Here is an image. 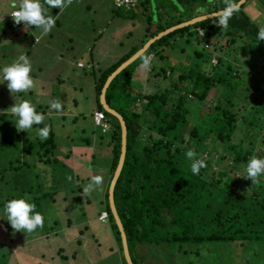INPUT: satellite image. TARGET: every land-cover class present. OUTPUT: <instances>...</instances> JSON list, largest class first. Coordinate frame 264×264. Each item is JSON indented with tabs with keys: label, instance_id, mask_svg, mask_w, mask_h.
<instances>
[{
	"label": "rangeland",
	"instance_id": "obj_1",
	"mask_svg": "<svg viewBox=\"0 0 264 264\" xmlns=\"http://www.w3.org/2000/svg\"><path fill=\"white\" fill-rule=\"evenodd\" d=\"M214 1L207 0V4H212ZM244 1L241 9H244L249 18H252L253 14L250 10L254 9V13H258V8L261 7L260 1ZM43 2L44 0H41V3ZM200 2L202 1H198V3ZM21 3L22 0H0V17L8 15L12 9H18ZM191 3L192 11H197L198 6L193 0ZM135 6V8L127 11L117 10L113 8L112 0H73L72 4L63 10L52 9L45 5L48 15L55 18L59 13V18L48 34L38 31L40 38L34 40L38 41L32 44V49L29 52L28 58L32 65L30 75L34 79V87L27 92L19 93V98H14V94H11L7 88V81L0 83V217H2L0 218V264H74L75 261H78V264H104L105 253L108 252L104 244L95 245L94 251H91L90 248L92 247L87 251L77 249L78 243L73 230L68 231L64 237L68 239L74 237V240H67V243L62 242V244L58 241V237L64 238L59 231L62 232L63 229H66L63 227L66 226V218L72 217V213H75L67 212L66 209L72 210L71 208L80 202L76 198L78 192L75 187L79 186L82 195L87 198V200L81 199L83 202H80L86 214L89 217L98 216L101 207L95 197L100 198V191L96 190L90 194L83 192V188L88 184V181H85L87 179L85 174L91 178L96 173L97 165H106L111 162V152L107 147L110 131L102 133L99 127L91 122V111L96 109L93 74L78 67L75 61L79 59L78 61L82 63L92 56V59L96 60L95 67H106L124 54L128 48L139 44L147 24L145 17L147 14L153 18L151 21L153 22L151 28H153L158 14L161 22L171 19L175 22L176 19L174 18L182 11L178 0H138ZM173 6L178 9V13L172 10ZM261 16L264 17L262 7L260 18ZM214 21L216 24V20ZM2 25H5L7 30L12 28L10 25H6V21L0 20L1 32H3ZM32 27L35 28V26ZM193 28L192 25L191 29ZM212 36L210 38L213 40L211 46H213L215 53L211 55V52L207 50L209 55H207L208 59L206 60L194 58L191 54L192 48H200L199 44L201 43L196 45L197 35H192L190 41L186 42L188 36L184 33L174 35L168 41L169 44L163 43L165 44L163 47V44H159L158 48L162 47V53L166 58H154L152 52L140 55L128 66L133 67L132 70L134 71L133 82H130L133 86L131 90L132 92L141 90L146 93L170 89L171 82L177 79L178 75L190 66H194L196 69V65L202 67L203 72L211 74L215 70L218 72L224 67L225 62H228L232 70L238 74L241 73V76H244L246 80L239 77L242 82L236 87L237 94L229 97V100L234 103L231 111L235 112L237 120L230 143L237 146L240 142L239 139L246 131L250 134L251 132L253 134L258 133L256 136L251 134L252 143L244 139L246 143L238 144V146L243 144V148L252 151L247 161H241L233 174L234 179L236 178L235 180L238 181V188H244L245 186L248 187L249 184V179L243 177L246 175L247 163L253 156L264 158V131L260 125L264 120V60L259 58L261 56H251L253 58L251 64L253 65L257 61L256 67H258V71L253 73L252 65L242 63L256 49L248 37L229 26L226 30L221 28L218 34ZM203 51L205 50L203 49ZM148 54L152 57L151 65H161L163 72L161 73L157 69L155 76L149 73L151 81L147 84V80L144 78L147 71L141 65L142 58ZM212 56H220V63L216 64L212 61ZM10 64L12 63H6L2 69ZM214 64H216L215 67L211 66ZM2 69L0 73H2ZM46 71L50 75H47ZM223 93L226 94L227 92L225 89L222 91V87L218 85L214 87L213 91H209L204 99L198 98L197 95L193 97L192 93H188L183 106L188 109V112L185 122L177 133L176 142L186 139L187 132L193 123L205 124L207 120L206 110L212 105L214 106L215 103L225 101L222 99ZM170 96L177 98L178 92L173 91ZM24 100L34 104L37 113L45 116L44 124L51 128L50 132L53 134L54 142H56L55 149L49 148L48 145L45 147L40 145L42 139L38 132L44 126L43 123L34 125L28 131H17L14 123L17 118L12 115L11 106L15 102L19 104ZM53 100H58L62 104V111L58 112L50 108V103ZM169 103H171L170 100ZM203 106L206 107L205 111L201 110ZM134 109L139 110L136 105ZM71 111H75V113ZM63 112L66 114L65 116L61 115ZM202 112L205 113L202 114ZM47 113L51 114L47 115ZM91 133L100 139L102 145L96 140L95 142L102 152L98 148L92 152L90 144L94 142L91 140ZM86 135L88 141L83 139ZM150 135L153 138L159 137L154 128L150 129ZM143 138L147 139L148 137L143 136ZM202 142L211 149L209 155L206 150L203 151V154L207 152V158L210 159L206 163L207 167L203 170V174L211 180L220 179V184H222L225 177L221 176L219 171L223 168L228 169L233 164L232 155H228V150H230L228 144L230 143L214 139L210 135L204 136ZM182 145L185 144L182 143ZM110 147L112 148V146ZM46 149L48 150L46 151ZM67 153L69 157L62 159V156L65 157ZM222 154L225 156L224 159H221ZM43 157H48L50 160L54 159L60 163L57 172L61 176L57 178L56 182L54 180L47 182L50 177L55 176V173L49 174L48 166L40 160ZM185 160L190 161L187 156ZM54 164L55 162H52L49 167ZM64 174L65 176H63ZM107 178H109V171L106 172L105 179ZM260 178L264 179V175ZM72 185L74 187L67 188V186ZM47 186L52 187L54 191L52 201L55 200V204L48 201L51 199V195L42 197L40 200L35 197L38 190H41L40 188L45 189ZM106 186L107 183L104 185L105 189ZM63 188L67 189L63 190ZM21 197L30 198L29 202L36 205L35 212L44 216L42 228H37L31 233L14 232L6 219L4 205L9 200ZM63 199L66 201L64 202ZM85 204L90 205V209L86 208ZM106 221L102 223L96 218L92 219L93 223L101 226V229L109 223ZM80 225L82 226V224ZM58 228L61 229L57 230ZM52 230H57L58 234L54 235ZM89 230L94 233V237L99 238L102 235L100 234L102 231L98 228L94 227ZM89 230L82 231L84 233L81 237L83 242L91 239H89ZM38 231L40 234L47 233L51 245L48 244V238L36 239ZM51 231L52 233H50ZM78 239L80 242L79 237ZM252 245L248 244L243 247L230 244L227 248L219 244V247L209 248L213 253L202 250L195 255L193 253L186 255L179 251L168 256L169 263L167 262V264H264V244H256L255 248L251 250ZM155 246L151 243H139L136 253L146 261L149 259L152 264H163V257L160 252H157V259L152 258L155 251L148 247ZM147 250L148 252H146ZM73 251L79 255V260L77 255L73 256ZM131 254L137 264H140V257L134 255L133 252ZM86 256L89 257V260ZM116 257L118 256L113 254L106 259L109 264H115Z\"/></svg>",
	"mask_w": 264,
	"mask_h": 264
},
{
	"label": "trees",
	"instance_id": "obj_2",
	"mask_svg": "<svg viewBox=\"0 0 264 264\" xmlns=\"http://www.w3.org/2000/svg\"><path fill=\"white\" fill-rule=\"evenodd\" d=\"M191 1L178 0L182 8L181 13H178V9L173 6L172 10L178 13L174 18L175 22L172 21L173 19L161 22L158 14L155 27L151 28L153 18L147 14L145 16L147 24L139 44L128 48L124 54L108 66L95 67L92 56L89 60L82 61V66L78 67L93 74L96 109L103 111L99 104V93L105 78L149 37L164 28L187 21L192 16L226 7L225 0H215L216 2L214 1L212 4H207V0H193L198 8L197 11H192ZM198 1L202 2L198 3ZM237 1L234 0V4ZM259 1L264 9V0ZM243 4L241 3L237 7L238 11L233 13L228 26L252 41V46L256 49L251 52L247 60L242 62L251 66L253 61L251 56H261L259 58L264 60V40L258 41L257 39L259 28L264 27V17L260 18L261 7H259L258 13H254V9L250 10L253 17L249 18L244 9H241ZM113 8L119 10V8ZM216 19L217 15H214L164 34L150 43L140 55L152 52L156 58H166L162 53V47L166 43L169 44L168 41L174 35L184 33L188 36L186 42L190 41L192 35H197L196 45L201 43L199 44L200 48H192L191 54L194 58L206 60L209 54L207 49L203 48V44L210 43L209 39L213 37L212 35L218 34L221 30V27L215 24L214 20ZM192 25L193 29H191ZM198 27L204 29L203 35L199 34ZM159 44H163L162 47L158 48ZM135 59L111 79L105 92L108 106L122 116L126 127V154L123 166H121L114 183L113 203L123 225L128 254L133 263L137 264L131 253L138 255L136 248L139 243L156 245L148 248L155 251L152 257L154 259L158 258L157 252L162 254L163 264L169 263V255H174L179 251L182 254L193 253L195 255L202 250L213 253L209 248L219 247V244L227 248L230 244L243 247L253 244L251 250L255 248L256 244H264V179L259 178L258 184L252 183L249 179L248 187L238 188V181L233 176L240 162L247 161L252 153L251 149H245L242 147L243 144L240 146L238 144L246 143L244 139L252 143L251 134L252 136L258 134H253V132L250 134L246 131L239 139L240 142L237 146L230 143L237 120L235 112L231 111L234 103L229 100V97L237 94L236 87L242 82L239 77L244 80L246 78L241 76V73L238 74L232 70L228 62H225L224 67L218 72L215 70L211 74L203 72L202 67L196 65V69L194 66H190L178 75L177 79L171 82L170 89L146 93L141 90L132 92L133 86L130 82H133L134 71L133 67L128 66ZM220 60L221 57L218 56L216 64L220 63ZM256 63L257 61L252 65L253 73L258 71ZM216 64L211 66L215 67ZM160 72H163V68H160ZM217 85L222 87V91L225 89L227 92L223 93L224 97H222L225 101L215 103L207 110L203 106L201 110H206L205 115L207 116L205 124L193 123L187 132L186 139L176 142L177 133L185 122L188 112V109L183 107L188 93H192L193 97L197 95L198 98L204 99L207 93L213 91ZM173 91L178 92L177 98L170 96ZM135 105L139 110L134 109ZM103 113L109 121L111 120L112 124L108 137L112 146L111 162L108 167V185L120 154L119 125L114 117L105 111ZM260 125L264 131V120ZM153 128L159 137L153 138L150 135V129ZM206 135L230 143L228 144L230 145L228 146L230 148L228 155H232L233 164L230 165V168H223L219 171V174L225 177L222 184H220V179L211 180L203 174L206 167L202 168L198 175H194L191 172L192 160L189 162L185 160L189 149L197 153L196 157L203 149L211 150L207 144L202 142ZM143 136L148 138L145 139ZM40 145L43 147L48 145L49 148L55 149L53 134L50 132L49 137L42 140ZM224 158L225 156L222 154L221 159ZM41 159H44L42 161L45 163L54 161L48 157ZM203 160L208 163L210 159ZM106 190L107 186L103 194V203L105 204L103 211L108 214L109 231L115 242L118 256L116 261L117 264H126L121 254L117 226L107 204ZM69 220L72 221V218ZM192 246L193 248H191ZM139 257L140 264H152L149 259L146 261L143 257Z\"/></svg>",
	"mask_w": 264,
	"mask_h": 264
},
{
	"label": "clouds",
	"instance_id": "obj_3",
	"mask_svg": "<svg viewBox=\"0 0 264 264\" xmlns=\"http://www.w3.org/2000/svg\"><path fill=\"white\" fill-rule=\"evenodd\" d=\"M72 2L73 0H44V2L41 3V0H22L19 9H15L16 11L11 14L12 10L10 16H12L17 25L23 22L25 26H35V28L40 29L43 34H48L56 25L59 13L55 18L52 15H48L45 5L52 9L57 8L63 10L65 7L71 5ZM127 2L128 0H116V5L120 7ZM225 4L226 8L223 9L221 13L217 14L216 24L226 30L230 18L235 11H238V8L235 6L234 0H225ZM201 35H203V32H201ZM36 38L39 39L40 36ZM257 39L258 41L264 40V27L259 28ZM151 62V56H144L142 58L141 67L145 71H150ZM31 71L32 65L29 58L26 55H20L14 63L2 69L0 83L7 81V88L11 94L27 92L34 87L35 83L30 75ZM50 108L58 112L63 110V106L58 100H53L50 103ZM11 113L17 118L14 122L17 131H28L32 129L34 125L43 123L44 126L39 129L38 135L42 140H46L49 137L51 128L49 125L44 124L45 116L41 113H37L35 105L28 100H24L19 104L15 102V104L11 106ZM186 156L189 160L193 161L191 163V172L194 175H198L202 168L207 167L205 160L196 159L197 153L194 150L189 149ZM262 175H264V158L253 156L247 163L246 175L243 177L250 179L252 183L258 184L260 182L259 178ZM68 179H71V177H68ZM103 179L101 175L91 177L90 182L83 188V192L85 194H90L100 189L103 184ZM29 200L30 198L24 197L15 198L9 200L4 205L6 219L11 224L14 232L23 231L31 233L37 228H42L44 226V216L39 212H35L36 205L30 203Z\"/></svg>",
	"mask_w": 264,
	"mask_h": 264
},
{
	"label": "crops",
	"instance_id": "obj_4",
	"mask_svg": "<svg viewBox=\"0 0 264 264\" xmlns=\"http://www.w3.org/2000/svg\"><path fill=\"white\" fill-rule=\"evenodd\" d=\"M12 10H15V9H12ZM0 20L6 21V25L8 24V25H10L12 27L11 30H7L6 27H5V25L4 26L2 25L3 32L0 31V70H1L2 67H3V65H5L6 63H9V62L10 63H14L18 59V57L20 55H26L28 57L29 52L32 49V44H34L36 41H38V40L34 41L35 38L39 36L38 35V31H41V30L40 29L33 28L32 26H25L23 24V22H21L19 25H17L14 22L13 18L10 16V13L8 15H6V16H1L0 17ZM8 29H10V28H8ZM147 56H149V54ZM152 56H153V54H152ZM154 58H156V57L154 56ZM157 59H160V58H157ZM94 62H96V60H94ZM161 67H162L161 65H159V66L151 65V70L149 72L147 71V73H146V75L144 77L147 80V82H146L147 84H148L149 81H151L149 79V73L151 75L155 76L157 74V71L156 70L157 69L160 70ZM0 74H2V73H0ZM46 74L47 75H50V74H48V71H46ZM133 79H135V78H133ZM18 94L19 93H14V98L15 97H18L19 98V95ZM71 112L72 113H75V111H71ZM49 114H51V113H47V115H49ZM61 115L65 116L66 114L63 112ZM91 122H92V118H91ZM91 137H92L91 138L92 142H94V143H91L90 144L91 147H92V152H93V150H96V148H98L97 145H96V142L97 141L99 142L100 145H102V144L100 142V139H98L92 133H91ZM83 139H85L86 141H88V136L87 135L84 136ZM95 140H96V142H95ZM107 142H108L107 143V147H109L110 152H111V147H110L111 146V143L108 140H107ZM55 145H56V142H55ZM99 151H100V149H99ZM100 152H102V150ZM91 154L93 155L94 153H91ZM67 155H68V153H67ZM67 155L65 154V157L62 156V159L63 158H66V157H69V155L68 156ZM40 160H44V159H41L40 158ZM28 162H30V161H28ZM52 162H55V164L57 163L56 166L54 164V165H51L49 167V165ZM59 164L60 163H58L55 160L54 161H51L49 163H45L44 162V165L48 166V168H49V174L51 172H54L55 173V176L54 177H50L49 176L50 179L48 181L46 179H44V181H47V182H51L53 180H54V182L57 181V178L61 176V174L59 175V173L57 172V168H58ZM109 166H110V163L109 164H106V165H97V167H96V173H95V175H101L104 178L103 179L102 186L100 187V189H97V190L100 191V193L99 192L98 193L101 196H100L99 199H98V197H95L98 200V203L100 204L101 211L105 210L104 209V205L105 204L103 203V194L105 192L104 185H106V183L108 181V178L107 179H105V178H106V172L108 171V167ZM95 175H92V177L95 176ZM63 176H65V174ZM85 177L87 178L85 181H88V183H89L90 180H91V178H89V175H87V174H85ZM58 186H60V185H58ZM72 187H74V186L73 185L72 186H67V188H72ZM67 188H63V190H65ZM40 189L41 190H38L37 196L35 195V197H38V199L40 200L42 197H47V196L51 195L50 196L51 199L48 200V201H49V203L55 204V200L52 201L53 200L52 199V195L54 194V191H53L52 187H48L47 186L45 189H42V188H40ZM75 189L78 192L77 195H76V198H78L81 203L83 202L81 199L87 200V198H84L86 196H83L82 195V193L80 191L81 188L79 186L75 187ZM64 198H65V195H64ZM63 201L65 202L66 200L63 199ZM80 202L77 203L79 206L78 205H74V208H71L72 210H70V208H67L66 209L67 212H75V213H72V215H73L72 217H67L66 218V226H63V227H66V229H63L62 232L60 230L59 232L64 237V236L67 235L68 231L73 230V232L75 233V236L74 237H75V239H77L76 241L78 243V248L77 249L80 248L83 251H87L90 247H92V248H90V249H92L91 251H94L95 245L96 246H100V245L104 244L106 246L107 250H108V252L105 253L106 257L104 259V264H109V261H107L106 258L109 257L110 255H113V254H116L117 255V251H116V247H115V242L113 241L111 232L109 231V227H110L109 226V223H107L106 225H104V227L101 229L100 228L101 227L100 225L92 222V219L93 218H96V219H98V221H100L99 220V215H100V212L101 211L98 212V216H96V217H89L86 214V212L83 209V206H82V204ZM84 206L86 208L90 209L89 208L90 205L85 204ZM48 212H49V209H48ZM71 218H73L72 221L69 220ZM102 223H105V222H102ZM80 224H82V226ZM79 225L81 226V228H80ZM77 226H78V228H77ZM94 227L95 228H98V230H101L102 231L100 233L102 235L99 238L98 237H94V235H93L94 233L91 230H89V229L94 228ZM61 228H58L57 230H59ZM87 229L89 230V239L91 238L92 240L90 239L88 241H84L83 242L82 241L83 238L81 239V237H83L84 233L82 231L87 230ZM57 230L56 231L52 230L54 232V235H57L58 234L57 233ZM52 231L50 233H52ZM55 232H56V234H55ZM37 233L38 234L36 235V239H38V238L41 239L43 237H45L43 239L48 238L47 237V233L40 234L39 231ZM76 234H77V236H76ZM74 237H72L71 239H68L67 237L66 238L65 237L64 238H62V237L59 238L58 237V241L61 242V244H62V242L63 243H67V240L68 241L69 240H72V239L74 240ZM78 237L81 240L80 242H79ZM48 239H49L48 244L51 245L50 238H48ZM81 246H82V248H81ZM72 254H73V256L77 255V258L79 260V255L76 253V251L75 252L73 251ZM63 257L65 258V255H63ZM86 257L89 260V257L88 256H86ZM74 264H78V261H75ZM115 264H117V261L115 262Z\"/></svg>",
	"mask_w": 264,
	"mask_h": 264
},
{
	"label": "water",
	"instance_id": "obj_5",
	"mask_svg": "<svg viewBox=\"0 0 264 264\" xmlns=\"http://www.w3.org/2000/svg\"><path fill=\"white\" fill-rule=\"evenodd\" d=\"M243 2H244V0H238L235 3V6L238 7ZM225 8L219 9L217 11H212V12H207V13H202V14L192 16L187 21L180 22L176 25H173V26H170L166 29L164 28V29L158 31L156 34L149 37L145 42H143L137 49H135L129 56H127V58L124 61H122L114 70H112L109 73V75L105 78V82H104L103 86L101 87V91L99 93V102H100L99 104L101 106V109L103 111H105L106 113H108L109 115H111L112 117H114L117 120L118 125H119L120 154H119L117 165L114 167L112 175L109 179L106 192H107V204L109 205L110 212H111L112 217L114 219V222L117 226V231L119 233V238H120L121 254H122V257H123L126 264H134V263L131 260L130 255L128 254L125 234L123 231V225H122L121 220L119 218V215L117 213L116 206L113 203L114 183L118 177L121 166H123L125 154H126V142H125L126 127H125V123L123 121L122 116L118 112H116L115 110H113L112 108H110L108 106V103L105 99L106 89H107L111 79L121 69H123L129 62H131L133 59H135L137 56H139L147 48V46L150 43H152L155 39L159 38L160 36H162L164 34L166 35L169 32H172L173 30H175L177 28L185 27V26H188L189 24H193V23L200 21V20H203L207 17L217 15L218 13H221L222 10Z\"/></svg>",
	"mask_w": 264,
	"mask_h": 264
},
{
	"label": "built area",
	"instance_id": "obj_6",
	"mask_svg": "<svg viewBox=\"0 0 264 264\" xmlns=\"http://www.w3.org/2000/svg\"><path fill=\"white\" fill-rule=\"evenodd\" d=\"M136 2H137V0H128L127 3H124V4H123V6L118 7V6L116 5V0H112L113 7H115V8H119V9H121V10H127L128 8H132V7H134V6L136 5ZM14 11H16V10H13V11L11 12V14H12ZM11 14H10V15H11ZM11 17H12V16H11ZM197 30H198V32H199L200 35H201V32H203V34H204V29H203V28L198 27ZM209 40H210V43H205V44H203V48H205V49L211 51L212 54H213V53H214V52H213V49H212L213 46H211L213 40H211V39H209ZM212 54H211V55H212ZM211 60L215 62V61H216V57H215V56H212V57H211ZM76 65H77V66H82V63H81L80 61H76ZM87 66H88V65H87ZM91 118H92V123H93L94 125H96V126L99 127L100 132L104 133V132H106V131H110V130H111V125H112V124H111V122L109 121V119L106 117V115L103 113V111H101V110H99V109H94V110L92 111V113H91ZM205 150L208 152V155H209V151H210V150H208V149H205ZM205 150H203V151H205ZM203 151L199 154L198 157H196V159H206V158L208 157L207 152H206L205 154H203ZM107 219H108V214H107V212H105V211L101 212L100 215H99V220H101V221L103 222V221H105V220H107Z\"/></svg>",
	"mask_w": 264,
	"mask_h": 264
}]
</instances>
